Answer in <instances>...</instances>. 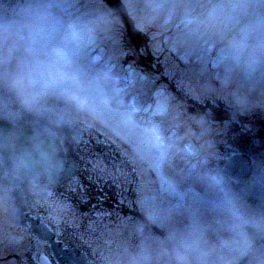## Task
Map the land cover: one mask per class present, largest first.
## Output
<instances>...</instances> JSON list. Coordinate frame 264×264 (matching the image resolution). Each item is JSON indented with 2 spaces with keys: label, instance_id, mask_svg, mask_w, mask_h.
I'll use <instances>...</instances> for the list:
<instances>
[{
  "label": "rangeland",
  "instance_id": "1",
  "mask_svg": "<svg viewBox=\"0 0 264 264\" xmlns=\"http://www.w3.org/2000/svg\"><path fill=\"white\" fill-rule=\"evenodd\" d=\"M120 1L155 70L145 74L129 61L123 22L102 0H0V42L6 39L7 52L18 58L0 48L3 94L47 115L85 121L135 165L136 195L125 196L157 237L131 217L73 214L106 264H156L159 254L163 264H264L263 217L214 169L217 145L235 140V105L264 106V0ZM179 70L184 81L175 78ZM169 84L189 102L191 122ZM155 120L165 131L150 129ZM96 165L107 176L110 166ZM57 209L56 221L66 220L67 206ZM29 236L0 215V258L33 252Z\"/></svg>",
  "mask_w": 264,
  "mask_h": 264
},
{
  "label": "water",
  "instance_id": "2",
  "mask_svg": "<svg viewBox=\"0 0 264 264\" xmlns=\"http://www.w3.org/2000/svg\"><path fill=\"white\" fill-rule=\"evenodd\" d=\"M0 153L10 171L33 183L47 184L64 173L65 158L59 140L42 127L14 126L0 117ZM250 170L247 157L234 155L227 160L223 173L243 182L248 178ZM252 188L258 187L254 185ZM17 196L15 193L14 197ZM72 257L86 264L79 252L74 251Z\"/></svg>",
  "mask_w": 264,
  "mask_h": 264
},
{
  "label": "bare ground",
  "instance_id": "3",
  "mask_svg": "<svg viewBox=\"0 0 264 264\" xmlns=\"http://www.w3.org/2000/svg\"><path fill=\"white\" fill-rule=\"evenodd\" d=\"M166 259H168V256L165 253H163V260H166ZM162 263H164V262H162Z\"/></svg>",
  "mask_w": 264,
  "mask_h": 264
},
{
  "label": "trees",
  "instance_id": "4",
  "mask_svg": "<svg viewBox=\"0 0 264 264\" xmlns=\"http://www.w3.org/2000/svg\"><path fill=\"white\" fill-rule=\"evenodd\" d=\"M0 167H1V165H0ZM259 167H260V165H259ZM263 201H264V198H263ZM264 211V210H263Z\"/></svg>",
  "mask_w": 264,
  "mask_h": 264
}]
</instances>
